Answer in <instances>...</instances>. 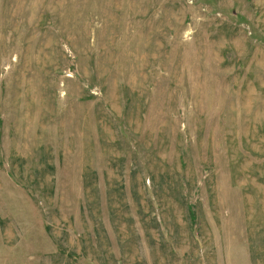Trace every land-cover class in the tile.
<instances>
[{"label":"rangeland","instance_id":"rangeland-1","mask_svg":"<svg viewBox=\"0 0 264 264\" xmlns=\"http://www.w3.org/2000/svg\"><path fill=\"white\" fill-rule=\"evenodd\" d=\"M0 264H264V0H0Z\"/></svg>","mask_w":264,"mask_h":264}]
</instances>
